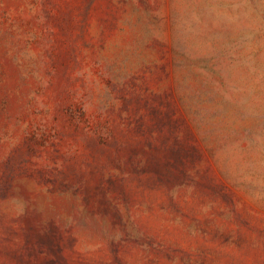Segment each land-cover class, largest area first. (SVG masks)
Here are the masks:
<instances>
[{
    "label": "rangeland",
    "instance_id": "rangeland-1",
    "mask_svg": "<svg viewBox=\"0 0 264 264\" xmlns=\"http://www.w3.org/2000/svg\"><path fill=\"white\" fill-rule=\"evenodd\" d=\"M0 264H264V0H0Z\"/></svg>",
    "mask_w": 264,
    "mask_h": 264
}]
</instances>
